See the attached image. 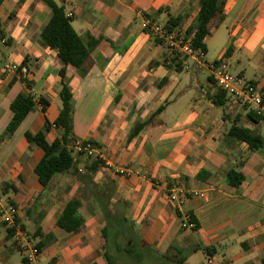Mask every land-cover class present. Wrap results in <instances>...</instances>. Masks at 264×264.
<instances>
[{"label": "crops", "instance_id": "crops-1", "mask_svg": "<svg viewBox=\"0 0 264 264\" xmlns=\"http://www.w3.org/2000/svg\"><path fill=\"white\" fill-rule=\"evenodd\" d=\"M17 1L11 0L13 15L0 19V135L18 93L30 94L34 105L0 141V207L8 201L16 207L17 222L33 243L52 237L40 248L43 264H106L104 215L85 187L69 172L54 174L45 186L38 181L43 151L30 146L24 133H35L48 122L45 141L60 137L61 128L52 122L62 105V62L55 49L38 42L50 7L43 0H24L15 7ZM54 1L71 13L70 23L83 40L96 41L80 65L65 66L74 135L94 143L89 142L90 155L74 149L75 166L97 187L113 180L109 209L123 205L145 245L140 258L113 245L115 264H207V259L264 264V147L245 155V143L225 138L237 121L264 142V119L250 120L249 109L228 93L222 105H214L218 87L205 64L189 57L192 62L181 60L179 70L165 43L142 27L143 17L163 24L169 15H179L176 30L185 32L199 0ZM222 5V20L213 17L208 24L201 60L211 44H220L212 61L223 57L233 74L264 87V0H222ZM22 61L29 86L16 70L4 69ZM200 68L206 70V86L196 77ZM183 71L189 72L187 81ZM40 98L47 102L44 108ZM87 165L97 168L88 172ZM230 169L243 175L237 187L227 182ZM172 187L186 194L181 211L169 199ZM183 213L197 227H182ZM70 218L78 224L67 231L64 223ZM0 264H26L1 218Z\"/></svg>", "mask_w": 264, "mask_h": 264}, {"label": "trees", "instance_id": "trees-1", "mask_svg": "<svg viewBox=\"0 0 264 264\" xmlns=\"http://www.w3.org/2000/svg\"><path fill=\"white\" fill-rule=\"evenodd\" d=\"M3 1L4 0H0V5ZM23 1L24 0H18L15 7ZM43 1L50 7L51 13L48 20L40 29L38 42L42 46L55 49L57 57L62 62V67L59 70V76L61 78L59 96L61 98L62 105L57 117L52 122L53 125L61 128L60 137L55 138L50 143L45 141V132L49 128L48 122H46L42 129L35 133H30L28 131L24 133V136L30 146L36 145L43 151L38 163V181L42 186H45L56 173L69 172L74 175L76 180L80 182L92 196L94 205H96L104 215L105 225L102 229V236L105 240L104 257L106 259V264H115V260L111 252L113 245L119 247L118 249L121 248V252H123L126 256L131 255L135 258H140L141 254L138 252L139 248L142 245H145L138 234L134 232L132 225L125 218L123 205L116 203L113 205L112 210L109 209L110 200L114 194L113 180H108L104 186L97 187L88 173L80 172L75 166L74 143L76 141V137L72 126L73 106L71 104V93L64 81L65 66L68 63L76 66L80 65L84 57L95 46L96 41L93 40L90 44H88L75 32L70 23L71 19L66 16L63 5L58 4L54 0ZM199 5V11L194 21L186 28L185 36L191 37L192 49L203 55L206 53L205 38L209 34L208 24L213 17L217 18L218 22L222 20L221 13L223 5L222 0H199ZM160 11L161 10L159 9L157 13ZM180 20L181 16L179 15H169L163 23V27L168 31L176 30ZM3 38L4 34L0 27V41ZM154 40L157 43L163 42L162 39L156 36H154ZM228 51L229 48H227L224 52V57L227 56ZM171 53L173 54L172 59L176 62V67L180 70L181 60H184L183 58L188 57V55H182L181 53L174 51H171ZM214 61H224V58L222 57ZM18 66H26L25 61H22V63ZM24 81L26 86H29L27 80L24 79ZM250 83L255 84L253 82ZM261 90L264 91V87H261ZM226 93L227 92L224 89L218 87V94L216 95V98L212 100L213 104L216 106L222 105L226 99ZM39 102L42 104V108L47 105V102L43 98H40ZM33 105L34 101L30 94L18 93L15 96L9 105V108L12 111V116L4 131L0 135V141L10 136L16 130L28 112L32 109ZM247 117L252 121L264 119V115L256 114L251 110L248 111ZM135 132H137V128L134 129L133 133ZM225 138L245 143V155L264 147L263 138L260 134L254 130L237 124V121H234L229 126L225 133ZM86 142L94 144L89 140L81 141L83 144ZM84 152L85 151H79V153ZM94 162L96 164H100L98 159ZM96 168L97 167L95 165L86 166V170L88 172H94ZM226 179L228 184L237 187L243 180V175L235 169H230L226 173ZM15 221L18 224L16 217ZM191 221L195 222L193 217H191ZM77 224L78 223L75 219L70 218L67 223H64V227L67 231H70L76 228ZM19 227L23 229L20 225ZM195 227H197V224H194L193 228ZM7 230L8 235L11 236L12 229L7 227ZM47 236L48 240L52 238L50 235ZM47 241L38 242L36 243V246L40 249L46 245ZM180 263H182V260Z\"/></svg>", "mask_w": 264, "mask_h": 264}, {"label": "built area", "instance_id": "built-area-1", "mask_svg": "<svg viewBox=\"0 0 264 264\" xmlns=\"http://www.w3.org/2000/svg\"><path fill=\"white\" fill-rule=\"evenodd\" d=\"M66 16L70 17L71 13H67ZM142 27L162 39L170 51L188 55L197 63H201L202 54L192 49L191 37L185 36V32L178 30L168 31L163 27V24L151 21L145 17H143ZM205 66L213 82L218 87L224 89L236 102L245 105L256 114L264 115V91L261 90L259 85L244 81L238 75L228 72L224 61H211L206 63ZM4 69L16 70L22 79H25L28 74L27 66L19 67L18 65L6 64ZM74 144L75 148L79 151H85L89 155L93 153V147L89 142L83 144L81 141L76 140ZM185 198L186 194L183 190L178 187H172L169 199L177 211H181ZM15 217L16 207L11 202L8 201L5 206L0 207V218L8 228L12 229L11 238L22 252L26 264H43L40 258V249L31 241L28 233L19 227L15 221ZM181 225L189 229L194 227V222L191 221L189 214H181ZM206 263L214 264L211 259H207Z\"/></svg>", "mask_w": 264, "mask_h": 264}, {"label": "rangeland", "instance_id": "rangeland-1", "mask_svg": "<svg viewBox=\"0 0 264 264\" xmlns=\"http://www.w3.org/2000/svg\"><path fill=\"white\" fill-rule=\"evenodd\" d=\"M12 2L11 0H4V2L0 5V19L4 18L5 16L11 17L13 15V7H12ZM0 45H2V43L0 42ZM220 48V44H211L210 45V49L209 52L203 57V59L201 60V62L203 64L209 63L213 60V58L217 55V52ZM185 61L187 62H192V60L188 57L183 58ZM200 71H198L196 73V77L197 79L200 81V84H202L203 86H206L207 83V78H206V70L203 68L199 69ZM228 72L230 73H234L235 71L233 69H229ZM182 74L184 75H188L185 76V81H187L189 79V72L187 71H183ZM75 153V152H74ZM1 198V196H0ZM199 257V254L198 256ZM167 264V263H166ZM198 264H202L201 262H199Z\"/></svg>", "mask_w": 264, "mask_h": 264}]
</instances>
